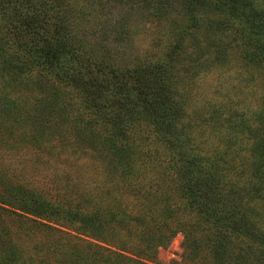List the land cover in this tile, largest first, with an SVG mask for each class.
I'll return each mask as SVG.
<instances>
[{"label": "trees", "instance_id": "trees-1", "mask_svg": "<svg viewBox=\"0 0 264 264\" xmlns=\"http://www.w3.org/2000/svg\"><path fill=\"white\" fill-rule=\"evenodd\" d=\"M90 1L0 0V116L17 122L11 108L22 113L38 106L41 115L35 126L40 128L37 138L43 140L41 151L77 166L79 178L87 172L82 158L95 159L90 170L109 172L97 175L94 187L83 184L66 202L11 181L1 192L0 204L12 210L0 205V225L3 212L19 217L27 212L77 226L79 236L69 245V238L62 236L60 247L50 242L48 248L42 246L44 252L26 256L29 262L35 258L33 264H50L51 257L53 264H151L156 248L178 232L184 236L183 253L190 264H264V93L259 110L221 118L226 147L215 150L210 145L196 147L193 130L214 126L219 110L202 117V125L188 112L185 88L187 77L228 58L227 47L221 49L213 34L233 31L242 59L264 74V0L158 4L157 16L169 8L178 14L172 20L179 26L173 49L153 61L125 63L112 62L111 47L72 27L69 15L76 12L87 19ZM100 1L105 7L126 1L153 6L146 3L149 0ZM185 38L207 45L196 44L195 54L184 55ZM42 74L78 90V104L88 108L84 116L78 113L67 123L74 103L50 90L35 104L11 96L23 83L41 86L37 75ZM9 137L4 132L3 142L9 144ZM19 142L13 139L10 147ZM96 142L104 151L95 149ZM151 142L162 149L155 153ZM56 143L62 149L44 147ZM229 155L242 163L236 178L226 172ZM149 171L155 173V186H139V180L148 181L143 177ZM246 171L247 179L240 183ZM251 179L256 186L250 185ZM2 226L0 264H20L21 249Z\"/></svg>", "mask_w": 264, "mask_h": 264}, {"label": "rangeland", "instance_id": "rangeland-1", "mask_svg": "<svg viewBox=\"0 0 264 264\" xmlns=\"http://www.w3.org/2000/svg\"><path fill=\"white\" fill-rule=\"evenodd\" d=\"M171 1L176 4L174 3L175 0H160V3L158 0L146 1L147 4L153 5L148 9L141 1H131L133 3L126 1L105 7L102 1L91 0L88 7H86L89 14L86 17L87 19H80L75 12L71 16L69 15V21L74 30L79 31L80 28L85 30L84 34L91 41L105 44L108 48L111 47L110 59L114 63L120 62V59L124 63L133 59H139L140 62L153 61L173 49L178 37L177 27L179 26L172 22L174 18L177 19L176 10L172 11L166 7L168 12L160 17L157 16L154 8L158 4ZM117 21H120V25L117 24ZM122 29L126 31L120 32ZM122 35H124V38H122ZM235 36L236 34L233 31L226 35L213 34V37L219 41V45L224 47L221 49L227 47L228 58L224 62L214 63L209 69L203 70L201 73L198 72L194 76H189L185 80V88H187L190 97L188 112L192 113L196 120L202 122V117L211 116L215 109L219 110L217 116L220 117V120L214 126L205 127L204 129L202 122V127H196L193 130V134H195L194 145L198 148L210 145L212 149L223 150L226 147L224 138L226 126L221 124V118L227 116V114L237 115L240 111L245 113L251 110L256 111L261 106L259 100L261 94L264 93V74L261 73V68H253L245 63L241 57L240 49L235 46ZM196 42V40L183 39L182 44L185 45L184 55H186V52L188 55L191 52L195 54L196 44L203 46L206 44V41ZM210 50L212 51V49ZM210 50L208 52L209 56L212 55ZM184 63L185 65L188 64L186 58ZM37 77L41 78V86H26L23 83L14 89L11 96L19 100L27 98L32 104H35L37 99H43L45 92L50 90L52 93H59L63 100L74 103L72 108H75L72 111H66L69 119L67 123L78 113L82 112L84 116L88 108L85 109L82 104L79 105L78 90L73 89L71 85L48 79L43 74L37 75ZM49 96L51 98L50 102H54L53 97ZM10 113L16 117L17 122L0 116V195L11 181H15L25 183L28 187L44 192L47 198L52 196L56 197L53 199H57V201L66 202L67 200H73L76 193L82 191L83 184L89 188L94 187L100 179L97 175L109 174L107 171L101 173L102 168L97 169L94 167L90 170L91 164L95 163V159L93 158L90 162L88 158H82L81 163L85 165L84 169L87 167V172L83 173L85 174L84 178H82L83 174L79 178L77 166L58 162L56 157L41 151L39 148L43 147L40 146L43 144V140L37 138L36 133L40 128L35 126L39 124L38 118L41 115L38 106H33L29 111L24 110L22 113L11 108ZM4 132L10 134L9 144L3 142L5 139L3 138ZM199 132L201 133L199 134ZM24 135L28 136H25L27 143L25 140L22 141ZM65 135L68 136L67 133ZM17 138L20 142L10 147L11 141ZM150 144L149 147L155 153L156 149H162L153 142ZM95 145V149L104 151L101 143L96 142ZM44 147L62 149L59 143L44 145ZM68 148L72 149L69 145ZM92 152L94 153L93 157H95L97 153ZM241 164L240 158L229 155L226 166L228 176L238 177L236 173L240 170ZM146 175L143 178L148 181L139 180L138 185L148 187L150 183L154 187L155 173L149 171ZM246 179L247 171L243 172L240 177V183ZM255 184H257V181L251 179L250 185ZM8 192L6 191V193ZM0 205H3L5 209L12 210L9 205ZM252 206L254 205L252 204ZM2 215L0 227H3L2 224L6 226L7 235L20 247L22 256L25 258H21L20 264L22 262L33 264L35 258H32L29 262L26 256L36 251L37 253L44 252L43 247L48 248L50 242L54 246L60 247L57 243L58 239L62 240L60 238L62 236H66L63 238H69L67 239V245L75 241L73 237L79 236L76 231L77 226L70 225L63 220H46L44 217L27 212H23V217L5 212ZM0 234L2 235L1 231ZM84 238L88 239L87 237ZM183 241V234L181 232L176 233L166 245L156 248V258L151 264H190L183 253ZM36 244L39 246L35 247ZM52 244L50 247H53ZM50 261V264H53L55 259L51 257Z\"/></svg>", "mask_w": 264, "mask_h": 264}]
</instances>
